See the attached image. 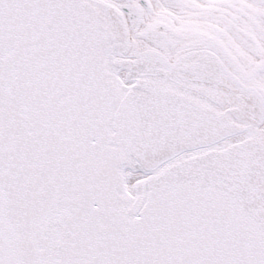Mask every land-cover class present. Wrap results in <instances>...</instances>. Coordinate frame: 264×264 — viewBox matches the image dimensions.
I'll return each instance as SVG.
<instances>
[{"label": "snow or ice", "instance_id": "6c2138e0", "mask_svg": "<svg viewBox=\"0 0 264 264\" xmlns=\"http://www.w3.org/2000/svg\"><path fill=\"white\" fill-rule=\"evenodd\" d=\"M0 264H264V0H0Z\"/></svg>", "mask_w": 264, "mask_h": 264}]
</instances>
